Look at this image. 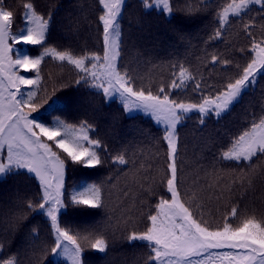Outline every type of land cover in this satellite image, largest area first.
<instances>
[{
	"label": "trees",
	"instance_id": "obj_1",
	"mask_svg": "<svg viewBox=\"0 0 264 264\" xmlns=\"http://www.w3.org/2000/svg\"><path fill=\"white\" fill-rule=\"evenodd\" d=\"M26 2L50 20L42 45L15 40L26 23ZM151 2L123 0L116 63L122 72H130L136 87L151 90L153 95L167 94L177 103L200 104L204 97L215 96L238 78L254 59L253 41L264 40L262 5L250 4L239 16L229 9V18L222 24L221 15L233 0H169L168 14L150 6ZM0 7L13 12L9 35L15 57L23 54L36 59L45 47L75 57H103L99 17L105 9L99 0H0ZM92 62L85 61L89 67ZM182 68L187 70L183 86L171 87L173 80L179 83ZM24 75L36 81L21 87V98L35 94L30 104L36 111H30L29 116L73 129L86 123L89 138L100 142L96 151L102 163L96 166L73 163L62 150H55L65 159L64 207L57 221L81 245V264H156L149 259L153 256L149 242L129 241V235L150 227L149 216L157 213L161 199L170 197L166 180L171 175V161L165 128L146 114L126 113L117 98L106 99L92 77L81 80L86 74L67 61L45 56L37 68L29 66ZM161 86L164 93L159 92ZM201 119L199 111L191 112L175 129L181 200L188 202L185 206H190L194 218L207 221L210 230L222 228L225 222L239 226L248 217L264 221V155L250 163L222 158L234 139L254 121L264 119V70L258 68L255 84L227 111L219 117L210 113L203 123ZM118 155L127 163L116 162ZM93 185L101 188L103 207L72 200L73 195L87 192ZM40 203L41 186L35 175L16 169L0 177V264H68L53 257L56 238L49 218L38 210ZM233 207L237 208L235 217L231 216ZM83 237L89 241L103 237L106 250L91 248ZM224 252L235 254L233 249H211V258L205 254L201 264H228L217 258Z\"/></svg>",
	"mask_w": 264,
	"mask_h": 264
},
{
	"label": "snow or ice",
	"instance_id": "obj_2",
	"mask_svg": "<svg viewBox=\"0 0 264 264\" xmlns=\"http://www.w3.org/2000/svg\"><path fill=\"white\" fill-rule=\"evenodd\" d=\"M99 2L105 9L104 14L99 17L103 24V57L98 55L75 57L68 51H57L54 47H45L39 58L32 60L27 57L18 58L15 61L9 60V64H19L26 69L28 66L37 68L45 56H51L61 62L67 61L86 74L81 77V80H85L88 76L92 77L93 85L96 88H102L105 96L111 97L118 94L126 111L143 109L151 113L158 122L166 125L167 134L164 139L168 142V155L171 161L168 164L171 175L167 178L166 185L168 192L171 193V199L160 200L157 213L149 216L152 222L150 227L143 232L133 231L129 235V241L139 239L149 242L148 246L155 253L154 256L149 257L150 260L155 261L156 264H201L205 254H209L211 258L209 250L228 248L245 251L236 254L224 252L217 254V258L221 261H228V264H264V221L248 217L243 219L239 226L233 227L231 223L225 222L222 228L210 230L207 221L194 218L190 206H185L188 202L181 200L178 188L175 132L183 113L198 109L202 114L201 123H203V117L210 113L219 117L238 101L247 88L255 84L258 68L264 70V40L253 41L252 50L256 52L255 58L243 68L238 78L230 80L215 96L204 97L200 104L177 103L175 100H169L167 94L161 97L159 94L153 95L151 90L136 87L135 79L130 72H122L118 69L116 61L119 56L121 38L118 16L121 14L123 0H99ZM157 3L162 5L163 11L171 13L169 0H157ZM250 4L264 7V0H239V3L233 0V3L229 4L221 15L220 22L222 24L227 22L229 9L233 15L239 16ZM23 7L25 8V20L31 26L15 37L16 42L23 41L25 45H42L46 39L50 20L37 14L31 2H26ZM12 20L13 12L0 7V75L4 73L5 61L9 59L8 52L11 50L6 43V38L10 34ZM220 34V31L216 32L217 36ZM216 60L217 57L214 55L212 61ZM85 61L94 62L89 67ZM186 71L182 68L179 83L173 80L170 86L173 88L183 86ZM17 79L25 85L36 83L23 76ZM7 80L8 85L0 80V150L5 146L7 148V163H0V174L11 172L14 169H27L40 179L44 202L39 204V208L46 210L56 233V247L53 251L57 249L65 253L69 251L62 243L61 238H63L74 246L71 250L74 264H81V245L77 243L76 237L62 229L57 221V212L64 207L61 200V189L65 159L53 150L52 145L41 141L40 137L44 136L48 141H52L54 147L66 153V157L73 163L85 166H96L102 163L96 151L100 147V142L89 138L90 126L86 123L81 124L78 129L63 125L65 133L62 135L59 128L45 127L43 124L36 123L34 119H29V113H25L24 109L29 107L31 112L36 111V106L30 104L35 94L29 93L26 99H18L17 93L9 90L14 86L12 77H7ZM105 84H107L106 87ZM196 87L199 89L201 85L197 83ZM5 91L8 92L7 98L4 96ZM19 91L17 88V92ZM159 92H165L163 86L160 87ZM34 129H39V132ZM70 131L79 132L81 135L70 137ZM258 155H264V119L259 122L254 121L249 130H245L234 139L231 147L222 153V158L250 163ZM115 160L121 165L127 163L123 155H118ZM89 195L91 199H83ZM72 200L77 204H90L93 208L103 207L101 188L95 185L91 186L87 192L73 195ZM31 206L30 204L29 207ZM236 215L237 208L233 207L231 216ZM161 216L166 219L160 221ZM83 239L89 241L88 237H83ZM89 243L91 248L98 249L100 252H104L107 247L103 237H97ZM197 257L201 259L195 260L194 258Z\"/></svg>",
	"mask_w": 264,
	"mask_h": 264
},
{
	"label": "rangeland",
	"instance_id": "obj_3",
	"mask_svg": "<svg viewBox=\"0 0 264 264\" xmlns=\"http://www.w3.org/2000/svg\"><path fill=\"white\" fill-rule=\"evenodd\" d=\"M150 6H154V7H156L157 9H160V10H162V5H160V4H158L157 3V0H152V2L150 3ZM163 11V10H162ZM163 12H165L166 14H168L169 12H167V11H163ZM25 26H24V28H23V30H25L27 27H29V26H31L26 20H25ZM16 40V39H15ZM6 43H7V45L10 47V51L8 52V60H6L5 61V65H4V73H3V75H0V80H3L4 81V84L5 85H8V80H7V77H9V76H11L12 77V80L14 81V86H12V87H10V91H12V92H16L17 93V98L19 99V98H21V87L24 85V84H22V83H20V81L17 79V77H19V76H23L24 78H26V76L24 75V72H26V70L28 69H26L25 67H22L21 65H19V64H12V65H10L9 64V60L10 61H15L16 59H18V58H20V59H23V58H25V57H27V56H25V55H23V54H20L19 56L18 55H16V57H15V55H13V53H12V48L13 49H15V47H12V40H10V35L6 38ZM20 43H23V41H21ZM24 44V43H23ZM18 56V57H17ZM255 56H256V52L254 51V58H255ZM29 60H32L31 58H29V57H27ZM29 67V66H28ZM107 86V84H105V87ZM17 88L20 90L19 92H17ZM101 89V91L103 92V89L102 88H100ZM104 93V92H103ZM105 95V94H104ZM4 96L7 98V96H8V92L7 91H5L4 92ZM24 96H26V93L24 94ZM106 97V99H112V98H117L120 102H121V100H120V98H119V95L118 94H115V95H113V96H111V97H108V96H105ZM122 103V102H121ZM186 104H189V103H186ZM125 109V108H124ZM24 111H25V113H31L30 112V110H28L26 107H25V109H24ZM126 111V110H125ZM178 112H179V110H177ZM194 111H198V109H193V110H191L190 112H187V113H183L182 114V116H181V118L183 117V116H185V115H188V114H190L191 112H194ZM137 112H140V113H143V114H146L147 116H149V117H151L152 119H153V121L157 124V125H160L161 127H163V128H165V130H166V125L164 124V123H162V122H158L157 120H156V118L151 114V113H149V112H145L143 109H133L132 111H126V113H128V114H132V113H137ZM29 119H34L35 120V122L36 123H40V124H43L45 127H49V128H59V130H60V132H61V134L63 135L64 133H65V128L63 127V125H61V124H59L58 122H53V123H47V122H43V121H41V120H39L38 118H36V117H34V116H29ZM181 121V120H180ZM180 123V122H179ZM178 123V124H179ZM177 124V125H178ZM177 127V126H176ZM35 131H37V132H39V129H34ZM167 134V133H166ZM69 136L71 137V136H74V135H71V134H69ZM59 138V137H58ZM40 139H41V141H43V142H46V143H48V144H50V145H52L53 146V150L55 151L56 150V148L54 147V143L52 142V141H48L47 140V138L46 137H44V136H41L40 137ZM167 144H168V142H167ZM0 163H4V164H6L7 163V148H6V146H5V148L4 149H2V150H0ZM14 170H16V169H14ZM21 170H26L27 172H28V170L27 169H21ZM30 173V172H29ZM31 174H33V175H35L34 173H31ZM2 176H4V174H0V177H2ZM64 176H65V170H64ZM64 176H63V185H64ZM36 177V176H35ZM37 178V180H38V182L40 183V186H41V192H42V203L44 202L43 201V188H42V185H41V182H40V179L38 178V177H36ZM63 191V187H62V189H61V192ZM170 194V197H169V200L171 199V193H169ZM62 197V196H61ZM38 210L39 211H41V212H43L48 218H49V220H50V222H51V218L47 215V212H46V210H41L40 208H38ZM61 210V209H60ZM60 212V211H59ZM59 212H57V216H58V213ZM166 219V217H164V216H161L160 218H159V220L160 221H163V220H165ZM152 223V222H151ZM52 224V223H51ZM52 228H53V226H52ZM53 232H54V235H55V238H56V233H55V230H54V228H53ZM61 240H62V243H63V245H66L67 246V248L69 249V251L67 252V253H65V252H63L61 249H57L55 252L53 251V257H55V258H61V259H63V260H65L68 264H74V262H73V258H72V249L74 248V246L70 243V242H68V241H65V240H63V238H61ZM137 240H139V239H137ZM141 241H144V240H141ZM147 242V241H146ZM56 247V246H55ZM245 250H240V249H235V254L236 253H238V252H244ZM155 255V253H153V256Z\"/></svg>",
	"mask_w": 264,
	"mask_h": 264
}]
</instances>
